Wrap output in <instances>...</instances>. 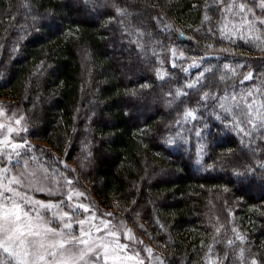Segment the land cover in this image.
<instances>
[{
  "label": "trees",
  "instance_id": "1",
  "mask_svg": "<svg viewBox=\"0 0 264 264\" xmlns=\"http://www.w3.org/2000/svg\"><path fill=\"white\" fill-rule=\"evenodd\" d=\"M0 97L48 145L24 155L73 170L160 264H264V125L244 103L264 102L262 0H0Z\"/></svg>",
  "mask_w": 264,
  "mask_h": 264
},
{
  "label": "snow or ice",
  "instance_id": "2",
  "mask_svg": "<svg viewBox=\"0 0 264 264\" xmlns=\"http://www.w3.org/2000/svg\"><path fill=\"white\" fill-rule=\"evenodd\" d=\"M262 6H264V0H262ZM245 7L244 4L240 5L241 10H244ZM173 55H175V51H173ZM182 55L183 53H181ZM225 67L227 68L228 65ZM250 75L251 73L245 76V79H248ZM187 86L195 87L194 84ZM176 95L180 96L183 93L178 90ZM208 95L209 93H204L202 98L207 99ZM232 100L235 102V95L232 96ZM244 103L247 108V122L253 127L257 122L264 125V102L258 104L255 100L251 102L245 100ZM235 107H239V104H235ZM220 108L231 114L233 105L222 103ZM190 117L195 118V110L186 108L183 118L187 120ZM216 118L221 119L219 115ZM16 123L19 124L20 120H17ZM177 123L179 124V121ZM230 125L243 131L240 123L235 119L227 121L225 124L226 127ZM2 127L3 125H0V128ZM7 131L12 133L18 132L19 129L9 126ZM196 135H201L200 130H197ZM167 142L173 143L172 140ZM26 143L25 141L24 144ZM22 146L24 145L21 143L13 142L9 136L5 135L0 138V154L7 148L16 150ZM200 150H202V146L198 149V151ZM16 155L18 156L19 153L17 152ZM13 158V155L9 153L8 160ZM261 167H264V164ZM9 171L10 169L6 165L0 168V264H109V261L112 264H126L127 260L134 258L131 255L120 254L127 248V245L120 244L118 241L114 242L113 238L117 236V232L107 230V225L110 222H105L103 235L93 238L91 232L85 231L83 228L85 220H80L78 223L81 225V229L77 236L72 233L74 221L71 219V213L63 211L53 212V219H59L61 223L59 228L52 227V220H45L40 215L39 208L52 210L58 205H53L51 202L46 204L30 199L26 200L16 187L23 183L22 176L13 174L10 178L6 177L5 173ZM71 198V196L68 197L69 200ZM28 205H33V207H28ZM36 205H39V208ZM79 207L84 208L85 211L88 210L85 205H79ZM65 218H68V222H64ZM94 230L101 231L100 228ZM240 254L243 255V250ZM137 264L140 262L138 261ZM209 264H212L211 260H209ZM252 264H256L254 258Z\"/></svg>",
  "mask_w": 264,
  "mask_h": 264
},
{
  "label": "rangeland",
  "instance_id": "3",
  "mask_svg": "<svg viewBox=\"0 0 264 264\" xmlns=\"http://www.w3.org/2000/svg\"><path fill=\"white\" fill-rule=\"evenodd\" d=\"M4 99V97H0V125H3L0 128V138L6 135L13 142L21 143L24 146L16 150L5 149L0 154V168L6 165L10 169L9 172L5 173L6 177L10 178L13 174L22 176L23 183L16 186L21 195L26 200L30 199L46 204L51 202L53 205H58L52 210L39 208V205H36L39 208L40 215L45 220H52V227L59 228L61 223L59 219H53V212L69 211L71 219L74 221L72 233L77 236L81 229V225L78 223L80 220H85L83 228L85 231H90L93 238L103 235L105 222H110L107 225V230L117 232V236L113 238L114 242L118 241L120 244L127 245V248L122 250L120 254L134 257L132 260H127L126 264H137L138 261L140 264H160L161 260L158 250L148 239L143 228L132 224L117 210L115 212L114 210L110 211L101 209L98 205L96 206L93 197L77 184V181L81 180V178H77L73 170L64 171V174L61 173L58 176L46 168L45 160L36 162L35 159H29L24 155L26 150L34 151L37 149L39 151V147L48 145L45 142L27 138L25 110L21 102L12 104V102L4 101ZM17 120H20L19 124L16 123ZM9 126L17 128L19 131L8 133L7 128ZM25 141L27 142L26 144H24ZM17 152L19 153L18 156L16 155ZM9 153L14 157L10 161L8 160ZM52 175L56 176L53 177ZM5 183H7V180H5ZM69 196L72 197L71 200L68 199ZM79 205L87 206L88 210L85 211ZM28 207H33V205H28ZM109 213L111 215H108ZM64 222H68V218H65ZM95 228H100L101 231L96 232ZM109 264H112V262L109 261Z\"/></svg>",
  "mask_w": 264,
  "mask_h": 264
}]
</instances>
